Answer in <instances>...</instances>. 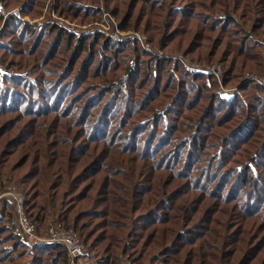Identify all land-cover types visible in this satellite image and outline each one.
<instances>
[{
  "label": "trees",
  "instance_id": "1",
  "mask_svg": "<svg viewBox=\"0 0 264 264\" xmlns=\"http://www.w3.org/2000/svg\"><path fill=\"white\" fill-rule=\"evenodd\" d=\"M46 2L0 0V191L21 185L39 231L51 213L75 228L87 264L127 252L130 264H264V87L242 81L264 71V0H55L82 24L113 14L165 57L96 26L23 19ZM176 52L220 62L221 80ZM14 212L1 198L0 264H67Z\"/></svg>",
  "mask_w": 264,
  "mask_h": 264
},
{
  "label": "built area",
  "instance_id": "2",
  "mask_svg": "<svg viewBox=\"0 0 264 264\" xmlns=\"http://www.w3.org/2000/svg\"><path fill=\"white\" fill-rule=\"evenodd\" d=\"M1 5V3H0ZM48 6L45 8L44 14L35 19H30L28 17H24L23 19L31 22L33 25H41L42 19L47 14ZM2 13L6 16L7 14L2 9ZM48 15H52L56 19L57 25H66L60 21H57L58 16L56 15L54 9H51ZM60 20L63 17L60 16ZM97 28L110 33L116 40L123 42V40L136 38L141 43L142 47L146 50H150V45L146 40L145 36L140 33H135L134 31H126L122 30L119 26V22L115 19V17L109 13L105 12L103 14V18L100 22H97ZM131 37V38H130ZM128 39V40H129ZM150 52V51H148ZM152 54V52H150ZM155 55L159 57H165L163 53H155ZM173 60L181 61L184 65L185 69L189 72H205L211 73L217 76L219 80H221V68L217 65L209 66V67H201L199 65L191 64L187 62L184 57L180 54L172 55ZM11 71L7 70L0 63V78H2L5 74L10 73ZM264 84V83H263ZM3 197L9 198L14 203V217L12 219L13 224L16 226L19 233L28 241L32 242H46V243H59L64 245L67 251L68 261L67 264H87L89 263L87 254V248L85 244L78 238L76 233L72 229L63 228L61 223L58 220L51 222L50 226H48L44 233L40 232L32 220L29 218L24 208V196L22 193L18 192L15 188H11L9 190L0 191V199ZM123 264H129L127 261H124Z\"/></svg>",
  "mask_w": 264,
  "mask_h": 264
},
{
  "label": "rangeland",
  "instance_id": "3",
  "mask_svg": "<svg viewBox=\"0 0 264 264\" xmlns=\"http://www.w3.org/2000/svg\"><path fill=\"white\" fill-rule=\"evenodd\" d=\"M48 6V12H47V14H45V17H46V15L47 16H49L48 15V13H49V11L51 10V9H54V11H55V13H56V15L58 16V18H57V21H60V22H62L63 24H66V25H59V26H63V27H66L67 29H70L71 31H75V32H77V33H82V32H85V31H88V28H90V26H96L97 27V22H94V23H91V24H82V23H80V22H77V20H72V19H70V18H68V17H65V16H62L63 18L62 19H64V20H60V14L57 12V10H56V3H55V0H47V2H46V4H45V7H44V10H43V13L42 14H44V11H45V8ZM19 11V8H16L15 9V12H18ZM113 15V14H112ZM114 16V15H113ZM50 17L55 21V23H56V19L52 16V15H50ZM115 17V16H114ZM29 18V17H28ZM30 19H35V18H30ZM115 19L119 22V25H120V21L115 17ZM100 22V21H99ZM1 28V27H0ZM121 28V27H120ZM122 29V28H121ZM98 30H100V29H98ZM123 30V29H122ZM102 31V30H101ZM126 31H134L135 33H140L141 35L143 34V36H145V38H146V40L148 41V43H149V45H150V50H146L144 47H143V49L145 50V51H150V52H152V54L153 55H155V53H163V55H165V53L163 52V51H161V50H155L154 51V49H153V45L151 44V42L149 41V38H148V36H147V34H145V33H142V32H140V31H137V30H134V29H130V30H126ZM0 33H1V30H0ZM107 33V32H106ZM131 38V37H130ZM129 39V38H128ZM128 39H126V40H123V41H127ZM119 41V40H118ZM204 49H205V46H204ZM149 52V53H150ZM178 54H180V55H182L183 57H184V59L187 61V62H189V63H191V64H195V65H199V66H201V67H209V66H213V65H217V66H219L220 68H221V70H220V72L222 73L223 71V64H221L220 62H217L216 60H213L211 63H209L208 65L207 64H197V63H194L189 57L187 58V57H185L182 53H178V52H176V53H174L173 55H178ZM196 54H197V52H196ZM157 56V55H156ZM170 56V55H169ZM159 57V56H158ZM172 57V56H171ZM3 65H5L4 63H2ZM173 67H174V65H173ZM6 68V67H5ZM7 69V68H6ZM8 70V69H7ZM9 71V70H8ZM201 73H205V72H201ZM209 74H211V73H209ZM214 75V74H213ZM217 77V76H216ZM221 77H222V74H221ZM247 80H254L258 85H260V86H263L264 87V71L263 72H253V71H248V72H246L245 74H244V77L242 78V81L243 82H245V81H247ZM220 88L222 89L221 91H223L224 93H227V94H235V91H236V87H232V88H225L224 86H221L222 84H221V82H220ZM31 125L32 124H27V125H25L24 126V130H26V131H28V130H30L31 129ZM22 133H20V134H18V137L21 139V137H22ZM33 167H35V166H33L32 164H28L27 166H24V168H22L21 170H20V172H21V174L23 175L24 173H26L30 168H33ZM11 188H15L18 192H22V188H21V185H18V184H16V183H14V182H12V183H10V184H8V187L6 188L7 190H9V189H11ZM59 206H61V205H59ZM52 211V210H51ZM13 219V218H12ZM55 220H57V214H55V213H51L50 215H49V217H47V219H46V224H45V226L43 227V228H41L40 229V232H43L44 233V231H45V229L48 227V226H50V224H51V222H53V221H55ZM73 222V221H72ZM131 228H133V227H131ZM68 229H72L75 233H76V235L78 236V238L80 239V236H79V233H78V231L75 229H73V228H68ZM127 238L128 237H126V239H125V241L127 240ZM129 252H127L126 254H124V253H122L121 254V257H119V259H120V264H123V262L124 261H127L129 264H130V262H129ZM28 257H26V258H21V259H27Z\"/></svg>",
  "mask_w": 264,
  "mask_h": 264
}]
</instances>
